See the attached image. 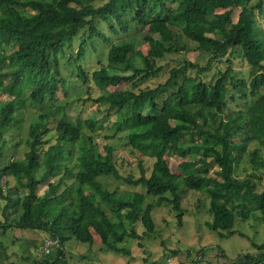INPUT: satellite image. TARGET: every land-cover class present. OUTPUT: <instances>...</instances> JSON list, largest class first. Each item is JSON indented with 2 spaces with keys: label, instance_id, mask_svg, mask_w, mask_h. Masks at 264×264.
Wrapping results in <instances>:
<instances>
[{
  "label": "trees",
  "instance_id": "1",
  "mask_svg": "<svg viewBox=\"0 0 264 264\" xmlns=\"http://www.w3.org/2000/svg\"><path fill=\"white\" fill-rule=\"evenodd\" d=\"M253 1L0 0V98H8L0 101V160L8 147L3 131L22 121L27 103L42 106L57 100L64 89L59 57H66L84 29L91 45L101 41L109 47L105 63L91 74L77 66L78 80L103 91L89 100L116 113L113 133L125 132L131 152L153 160L149 176L143 162H139V177L123 176L112 147L97 153L92 137L73 124L60 122L52 127L47 115L38 114L27 127L28 150L23 159L14 157L0 169L4 202L0 264L9 259V245L2 237L14 230L43 231L54 242L49 253L57 251V257L50 254L32 260L33 264H59L66 242L75 239L92 245L93 233L107 250L127 255L121 245L142 238L135 230L138 222L143 236L154 233L152 206L145 203L146 197L168 202L164 195L169 193L180 219L182 189L207 191L212 220L206 226L214 233L224 232L222 237L236 233V217L247 221L253 215L264 221V190L258 193L254 182V171L264 170V31L258 29L255 13L263 16L264 7L262 0L251 5ZM100 22L122 39L108 38L98 28ZM46 23L53 26V33ZM132 30L146 44L145 52L128 41ZM178 39L194 43L211 61L229 63L228 53H236L257 71L243 82L234 78L228 66L217 71L216 81L209 85L188 76L189 70L203 69L184 60L169 70L164 83L150 87L148 81L164 71L158 63L175 50ZM87 41L81 42L76 60L84 57ZM136 59L143 68L135 67ZM8 60V67H3ZM109 87L113 91L106 92ZM86 125L94 129L96 120L89 119ZM167 153L201 157L182 163V171L194 167L190 175L170 181ZM245 158L253 171L240 178L236 169ZM215 168L217 179L208 177ZM100 177L141 186L145 194L109 192L98 182ZM44 183L47 189L38 200L36 189ZM11 213L18 217L9 218ZM254 247L264 250V245ZM241 264H264V258L245 255Z\"/></svg>",
  "mask_w": 264,
  "mask_h": 264
},
{
  "label": "rangeland",
  "instance_id": "2",
  "mask_svg": "<svg viewBox=\"0 0 264 264\" xmlns=\"http://www.w3.org/2000/svg\"><path fill=\"white\" fill-rule=\"evenodd\" d=\"M262 1L264 7V0ZM258 2L259 0H255L251 5ZM238 13L239 10H236L233 15L234 22H236ZM255 13L257 27L264 31V15L259 16L257 10ZM45 27L50 34L53 33L54 29L51 24L46 23ZM98 28L104 31L111 40L119 41L122 39V35L117 36L111 33L103 22L98 24ZM127 39L133 42L136 50L145 52L146 44L133 30L129 32ZM87 40L88 30H81L74 38L72 47L66 51V57H59L64 89L57 93V100L46 102L42 106L27 103L22 121L15 122L3 131L8 147L6 154L0 160V169L6 167L14 157L23 159L24 153L28 150L26 146L27 127L38 114L42 113L49 117L52 127L60 122H68L79 128L84 136H91L97 153L104 154L105 146L112 147L113 157L120 174L123 176L139 177V162H143L146 175L149 176L153 160L131 152L125 138V132L113 133L112 123L116 119V113L108 110L107 106H100L89 100V98H98L103 91L95 88L92 83L82 84L76 76L78 65L83 67L88 74H91V72L99 69L101 64L105 63L109 46L101 41H96L93 46ZM82 41L88 43L85 46V55L82 59L76 60L75 56ZM226 58H228L229 63L224 59L211 61L208 55L197 50L194 43L178 39L175 50L165 55L164 59L158 63L164 67L163 73L159 77L149 80L148 85L154 88L158 84L164 83L169 77V70L179 66L184 60L192 65H197L200 70L203 69L200 72L197 69L189 70L188 76L209 85L216 81L217 71H223L228 66L234 70V78L243 82H248L257 71L255 68L248 67L236 53L233 55L230 52ZM9 62L10 60L6 61L3 67H8ZM134 65L137 68H143L140 59H136ZM105 91L111 92L113 88L109 87ZM5 100L8 98H0V101ZM254 101L255 99L249 100L250 103ZM241 102L239 104H243ZM92 118L96 120V126L94 129H89L86 121ZM254 148L255 146L252 144L249 150L252 151ZM200 157V155L196 158L194 155L180 157L176 154L167 153L164 159L170 171L168 180L174 181L183 175H190L194 171V167L182 171V163L200 160ZM216 171V168L210 170L207 176L217 179ZM252 171L249 160L245 158L237 167L236 175L240 178H246L252 175ZM254 174V182L259 189L258 193H260L264 190V170L258 169L254 171ZM40 175L39 172L35 174L38 178ZM98 182L104 190L109 192L136 191L145 194L143 187H130L113 177H100ZM14 184V180L10 179L9 185L13 186ZM207 186L211 185L208 184ZM46 189L47 183L38 186L36 189L38 200L43 197ZM179 195V206L182 211L180 219L178 218L179 212L173 209L171 202L173 199L169 193L164 195L168 198V202H160L152 196L146 197L145 203L152 206L154 233L150 237L143 236L144 228L138 222L135 230L142 238L128 240L121 245L129 254L124 255L107 250L101 246L99 238L93 233L94 243L92 245L75 239L66 242L62 247L63 254L60 256L59 264H241L244 262L245 255L253 258H264V250H257L254 247L255 245H264L263 220H257V217L253 215L247 221L236 217L233 226L236 233L232 236L222 237L220 234L224 232L214 233L206 226V223L212 220L208 212L209 194L207 191L192 192L182 189ZM3 205L4 202L0 200V220L3 219ZM13 217L17 218L18 214H9V218ZM2 238L3 242L9 245L7 251L9 259L3 264H33L32 260L41 261L50 254L52 258L57 257V251L46 254L45 244L49 242L50 237L43 231L14 230L9 232L7 237Z\"/></svg>",
  "mask_w": 264,
  "mask_h": 264
},
{
  "label": "built area",
  "instance_id": "3",
  "mask_svg": "<svg viewBox=\"0 0 264 264\" xmlns=\"http://www.w3.org/2000/svg\"><path fill=\"white\" fill-rule=\"evenodd\" d=\"M52 244H54V242L49 241L47 244H45V248H46V253H49V248L52 246Z\"/></svg>",
  "mask_w": 264,
  "mask_h": 264
}]
</instances>
